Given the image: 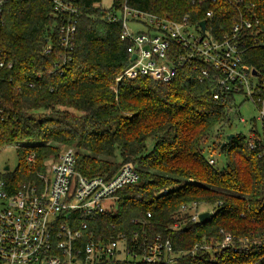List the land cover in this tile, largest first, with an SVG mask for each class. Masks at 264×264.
<instances>
[{
  "label": "trees",
  "instance_id": "trees-1",
  "mask_svg": "<svg viewBox=\"0 0 264 264\" xmlns=\"http://www.w3.org/2000/svg\"><path fill=\"white\" fill-rule=\"evenodd\" d=\"M193 1L113 0L106 10L102 0H81L73 58L59 74L53 69L64 57L61 20L52 6L45 0H9L0 26V63H12L10 69L0 66V148L16 145L21 160L4 177L14 188L38 180L46 163L73 145L77 170L88 177L110 178L133 163L139 183L123 187L116 208L89 221L84 242L123 235L132 251L141 252L138 244L161 235L172 241L173 264H264V157L240 133L227 140L240 116L235 99L215 100L211 85L187 67L171 83L141 76L117 81L130 62L121 22L108 20L110 15L126 4L176 21L188 16L198 27L212 10L208 29L216 37L238 18L227 1ZM247 2L256 3L264 21V0ZM49 43L53 49L45 55ZM245 58L264 75V49L252 48ZM218 128L226 132L215 134ZM208 151L225 153L226 166L210 164ZM29 153L36 155L33 166ZM194 202L216 213L192 222L182 207ZM226 235L231 243L223 246Z\"/></svg>",
  "mask_w": 264,
  "mask_h": 264
},
{
  "label": "built area",
  "instance_id": "built-area-1",
  "mask_svg": "<svg viewBox=\"0 0 264 264\" xmlns=\"http://www.w3.org/2000/svg\"><path fill=\"white\" fill-rule=\"evenodd\" d=\"M8 1L0 0V26L5 23ZM45 1L61 20L59 45L64 57L55 64L53 72L63 74L73 58L81 0ZM224 1L235 8L238 18L229 31L218 37L208 29V20L212 21L214 16L212 10L206 14L208 20H203L206 28L202 30L203 21L196 27L188 16L176 21L133 10L126 4L118 9L108 20L121 22L120 39L128 44L130 63L117 81L141 76L171 83L180 69L190 68L200 82L211 85L215 100L235 99L241 123L248 122L241 115L243 103L249 102L255 107L257 115L249 122L251 130L247 139L250 149L264 157V75L257 69L258 74L253 75L255 68L245 58L252 48L264 49V21L256 3ZM131 24L143 26L145 30L135 32ZM52 49L53 44L49 43L44 54L49 55ZM132 55H136L134 61L130 60ZM0 66L10 69L12 63L1 62ZM2 113L0 110V115ZM26 160L33 166L36 155L29 153ZM215 162L211 157L210 164ZM46 164L47 170L38 173V180L21 183L17 188L5 179L6 171L0 173V264H106L134 260L174 263L172 241L161 235L148 245L138 244L141 252L132 251L129 240L123 235L109 242L91 236L84 242L89 221L115 209L116 195L123 187L139 183L140 174L133 163L124 164L110 178L88 177L77 170V150L69 147ZM167 193V190L161 192L162 195ZM202 206L208 205L194 202L183 206L182 210L189 211L191 221L197 223L199 215L206 212L200 210ZM208 207L212 208L208 212L214 215L216 209ZM231 239L226 235L223 246L230 244Z\"/></svg>",
  "mask_w": 264,
  "mask_h": 264
},
{
  "label": "rangeland",
  "instance_id": "rangeland-1",
  "mask_svg": "<svg viewBox=\"0 0 264 264\" xmlns=\"http://www.w3.org/2000/svg\"><path fill=\"white\" fill-rule=\"evenodd\" d=\"M113 4V0H102L101 2V7L103 9H110L111 6ZM131 28L133 31L137 32V31H144L145 27L143 26H136V25H132L131 24ZM242 101V100H241ZM242 112L241 115L243 116L244 120L248 121L246 124L241 123L240 119L236 120L232 127L229 128L227 130V134H237L240 133L242 134L244 137L249 138L250 136V130H251V126H250V121L256 117L257 112L255 110V107L249 103V102H245L243 103V106L241 108ZM218 130V131H217ZM226 132V130L221 131V129H216L215 130V134L217 133H223ZM215 136V135H214ZM153 146V141L152 139H150L149 143H148V147L149 149H151ZM67 147H73L77 150V148L75 147V145L73 146H64L62 149L64 150V148ZM216 159L217 161V168L222 169L223 167L226 166L227 163V156L225 155V153L222 152H217L215 155H212V153H210L209 151L205 153V157H213ZM20 155L18 153L17 147L16 145H7L4 146L2 148H0V173H3L5 170V168L8 166L10 168L11 172H14L17 167L20 164ZM49 177H51V175L49 174ZM112 201V200H111ZM111 201H107V203H110ZM206 210L209 211L212 208L208 207V206H202L200 208V210Z\"/></svg>",
  "mask_w": 264,
  "mask_h": 264
},
{
  "label": "water",
  "instance_id": "water-1",
  "mask_svg": "<svg viewBox=\"0 0 264 264\" xmlns=\"http://www.w3.org/2000/svg\"><path fill=\"white\" fill-rule=\"evenodd\" d=\"M201 28H202V30H205V28H206V21H203V22L201 23ZM135 59H136V55H132V57H131L130 60H131V61H134ZM252 73H253V75H257V74H258V71H257L256 69H253ZM234 136H235V134H230V135H228V136H227V140L232 139ZM226 144H227V143L224 142L221 148H224V147L226 146ZM5 170H6V171H9L10 168L7 166V167L5 168ZM210 216H211V213L208 212V211L201 213V214L199 215L200 222H204V221L208 220V219L210 218Z\"/></svg>",
  "mask_w": 264,
  "mask_h": 264
}]
</instances>
